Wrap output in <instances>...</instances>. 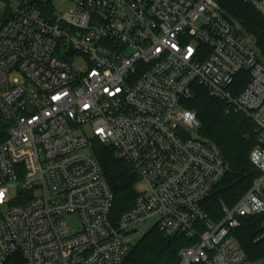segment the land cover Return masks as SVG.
I'll return each mask as SVG.
<instances>
[{
    "label": "built area",
    "instance_id": "2783aa9c",
    "mask_svg": "<svg viewBox=\"0 0 264 264\" xmlns=\"http://www.w3.org/2000/svg\"><path fill=\"white\" fill-rule=\"evenodd\" d=\"M0 0V264H121L150 219L195 240L178 264H250L231 229L264 217V59L220 0ZM264 20V0H240ZM263 61H262V60ZM248 73L237 95L228 89ZM243 113L259 133L260 173L213 223L201 202L225 175L184 106L195 88ZM115 150L144 186L116 224L90 151ZM77 215L71 230L66 215ZM263 232L259 239L264 237Z\"/></svg>",
    "mask_w": 264,
    "mask_h": 264
},
{
    "label": "trees",
    "instance_id": "16d2710c",
    "mask_svg": "<svg viewBox=\"0 0 264 264\" xmlns=\"http://www.w3.org/2000/svg\"><path fill=\"white\" fill-rule=\"evenodd\" d=\"M220 9L228 19L241 23L246 34L252 35L264 59V20L240 0H220ZM248 81V73L235 77L228 88L237 95ZM198 120L197 138L215 148L222 156L226 171L212 194L201 202V208L213 223L223 218L221 204L233 207L249 190L260 173L249 161L251 149L258 143L255 123L243 113L227 112V104L209 95L202 87L195 88L194 97L184 103ZM7 125L0 119V140L7 136ZM90 151L98 162L101 173L113 195L111 220L129 210L138 194V177L132 167L119 158L115 150L95 138L89 141ZM264 217H242L231 233L239 240L250 264H264ZM195 240L183 236L165 237L156 225L147 229L131 246L121 264H178V251Z\"/></svg>",
    "mask_w": 264,
    "mask_h": 264
},
{
    "label": "rangeland",
    "instance_id": "374dc122",
    "mask_svg": "<svg viewBox=\"0 0 264 264\" xmlns=\"http://www.w3.org/2000/svg\"><path fill=\"white\" fill-rule=\"evenodd\" d=\"M52 3H53L52 6L54 9V13L56 15H62L64 13L68 12L71 8V3L68 0H53ZM137 188H138V191L144 190V186L142 183H139ZM65 219H66V222H67V224L71 230H74L79 224L77 215H74V214L73 215H66ZM155 220H156V218L150 219L146 224L140 226L135 232L131 233L129 235V242L131 244H133L138 238H140L142 236V234L147 229L152 227Z\"/></svg>",
    "mask_w": 264,
    "mask_h": 264
},
{
    "label": "snow or ice",
    "instance_id": "6c2138e0",
    "mask_svg": "<svg viewBox=\"0 0 264 264\" xmlns=\"http://www.w3.org/2000/svg\"><path fill=\"white\" fill-rule=\"evenodd\" d=\"M0 195H2V194H0Z\"/></svg>",
    "mask_w": 264,
    "mask_h": 264
}]
</instances>
